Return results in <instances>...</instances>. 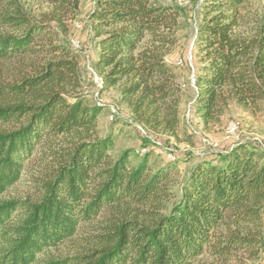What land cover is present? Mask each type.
Masks as SVG:
<instances>
[{
	"label": "trees",
	"instance_id": "trees-1",
	"mask_svg": "<svg viewBox=\"0 0 264 264\" xmlns=\"http://www.w3.org/2000/svg\"><path fill=\"white\" fill-rule=\"evenodd\" d=\"M44 1L51 8L38 21L14 0L0 4V27L12 32L0 33V60L44 57L0 86V264H226L245 254L264 264V155L234 145L218 163L199 162L169 207V169L133 163L129 150L113 155V138L99 133L101 107L77 93L79 56L55 43L50 24L67 31L81 0ZM205 1L195 102L206 127L231 104L254 113L264 103V27L248 25L249 0ZM181 15L156 0H96L90 16L103 89L122 83L135 119L157 133L179 123L166 57ZM25 173L26 196L10 195ZM68 241L74 256L42 258Z\"/></svg>",
	"mask_w": 264,
	"mask_h": 264
},
{
	"label": "rangeland",
	"instance_id": "rangeland-1",
	"mask_svg": "<svg viewBox=\"0 0 264 264\" xmlns=\"http://www.w3.org/2000/svg\"><path fill=\"white\" fill-rule=\"evenodd\" d=\"M30 19L38 21L42 13L50 10L44 0H14ZM9 0H0V4ZM158 5L178 6L182 10L177 31L178 44L166 57L177 76L176 84L180 91L179 123L174 133H157L143 127L136 119L126 101L122 99V83L103 89L102 76L98 63L100 51L98 38L92 29L90 16L96 8V0H81L75 18L66 17L67 31L52 22L50 28L55 32V43L66 45L78 56L80 61V82L77 90L80 97L92 105L101 107L98 128L101 137L111 136L114 141L113 155L131 151L133 163L147 158L153 171L168 168L169 187L174 197L169 207L181 198L182 188L190 172L205 160L219 162V155L234 145L256 149L264 155V103L254 113L236 104H231L220 123L206 126L196 112L195 80L201 68L198 47V28L205 11V0H156ZM248 25L256 29L264 27V0H249L245 6ZM0 33L12 34L1 26ZM43 44V43H42ZM40 44V45H42ZM44 57L27 55L0 60V86L21 81L32 72L33 62ZM25 173L20 181L10 189V195L25 197L32 184ZM8 195V194H7ZM261 234L264 235V215L261 218ZM73 242L50 247L41 256L43 259L62 260L74 256ZM259 257L247 254L233 258L226 264H261Z\"/></svg>",
	"mask_w": 264,
	"mask_h": 264
}]
</instances>
